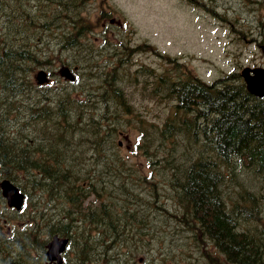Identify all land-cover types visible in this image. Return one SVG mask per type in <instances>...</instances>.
I'll return each instance as SVG.
<instances>
[{
	"label": "rangeland",
	"instance_id": "1",
	"mask_svg": "<svg viewBox=\"0 0 264 264\" xmlns=\"http://www.w3.org/2000/svg\"><path fill=\"white\" fill-rule=\"evenodd\" d=\"M38 3L0 0V15L7 19L5 14L11 7L15 10L22 4L33 10ZM42 11L35 17V24L25 25L27 32L19 35L28 37L27 47L37 52L38 57L37 62L27 61L22 73L31 81V97L23 95V90L17 98L10 94L0 101V116L9 110L10 120L20 116L19 121L24 125L22 118L29 111L27 105L36 107L39 99L38 106L48 105L55 111L54 105L61 98H91L85 104L90 114L95 115L96 128L86 108L74 117L79 121L73 120L74 125L68 126L67 131L65 122L34 120L27 127L34 144L58 139L62 146H73L75 161L70 171L74 176L79 175L82 185L83 177L96 179L98 194L85 199L83 211L98 210L105 202L119 217V229L125 220L129 222L124 233L126 244L121 239L113 252L100 251L90 257L89 263L82 264H232L210 240L180 219L181 208L170 199L174 192L168 182L166 158L181 155L184 136L171 149L172 144L160 145L159 130L168 120H178L177 99L165 90L168 81L192 76L211 83L227 74L240 73L244 66H264V0H84L79 13L88 24L83 28L87 33L76 47L69 42L70 17L56 19L55 9L47 5ZM19 13L23 14V7ZM19 19L14 18L18 24ZM83 22H78L77 27L81 28ZM64 64L72 69L77 67L74 82L59 73ZM40 69L48 71L50 81L39 88L35 76ZM113 86L123 91L127 110L116 106L120 101L113 97ZM175 121L172 128L177 127ZM56 125L64 130L59 136L54 131ZM111 127L117 131L113 138L102 133ZM99 130L100 140L88 133ZM119 158L122 163H116ZM104 160L110 166H104ZM242 170L236 174L240 183L254 187L262 183V177L252 178L247 166ZM10 174L13 175L1 168L0 181ZM26 174L16 173L23 190L29 194L28 212L36 214L34 223L42 227L39 234L49 239L42 211L53 214L58 208L72 206L49 200L39 189L29 186ZM149 182H157V188ZM153 188L166 199L161 196L155 200ZM1 198L4 219L11 212L4 208L6 203ZM258 215L259 220L254 222L261 227L264 225L262 202ZM13 223L0 221V233L9 232ZM131 226L134 235H130ZM79 231L92 232V240L99 242L95 238L99 235L95 226L88 225L87 230L85 227ZM71 248L65 262L79 264V255L75 254L78 248L73 245Z\"/></svg>",
	"mask_w": 264,
	"mask_h": 264
},
{
	"label": "trees",
	"instance_id": "2",
	"mask_svg": "<svg viewBox=\"0 0 264 264\" xmlns=\"http://www.w3.org/2000/svg\"><path fill=\"white\" fill-rule=\"evenodd\" d=\"M34 1L39 3L33 10H27L22 4L15 7L17 13L23 7L21 15L15 14L14 7L5 14L7 19L0 15V101L9 98L10 94L12 98H17L22 90L23 95L26 93L31 96V81L22 76V73L24 64L30 59L37 62L38 57L37 52L27 47L28 37L19 35L27 32L25 25L35 24L34 19L42 14L44 5L55 9L56 19L65 20L70 17L72 30L68 37L71 46H78V40L87 33L83 28H87L88 24L83 22L79 13L84 0ZM15 17L20 18V24L14 20ZM78 22H83L81 28L77 27ZM113 89V97L120 101L116 106L127 110L128 104L121 95V90L114 86ZM165 90L177 99L175 107L178 120H168L159 130L160 145L172 144L173 149L178 138L184 136L183 153L178 158H166V168L170 174L169 181H166L170 182V189L174 192L172 198H168L178 202V207L181 208L180 219L210 240L229 262L264 264V225L259 227L254 222L259 220V203L264 205L263 99L253 96L247 90L238 72L222 76L211 83L192 76L172 80L167 82ZM40 101L41 99L38 102ZM85 103L87 102L81 99L61 98L54 105L55 111L49 109L48 105H27L29 111L23 118L24 125L19 124V117L10 120L9 110L0 116V168L12 172L13 175L10 174L9 177L18 185L20 182L16 173L25 171L29 186L39 189L49 200L72 206H63L60 210L58 208L53 214L42 211V217L48 234L68 235L74 240L72 245L78 248L75 254L80 255L79 264L89 263L90 257L100 251L107 253L111 249L113 252L121 239L126 244L127 236L124 233L129 222L125 220V223H121L123 227L119 229V217L105 202L98 210L83 211L85 199L93 193L98 194L96 179L94 181L83 177L85 183L82 185L79 175L74 176L70 171L72 162L75 161L73 146H62L58 139L48 144H34L30 140L31 135L27 133V127L34 120L36 123L65 122L67 126L64 128L67 131L68 126L74 125L73 120L79 121L74 117L77 118L86 108L87 115L96 128L95 115L90 114V108ZM174 121L176 128H172ZM72 130L75 131L76 127L73 126ZM54 131L57 136L61 131L64 132L57 125L54 126ZM88 133L98 137L101 130ZM102 133L113 138L117 131L111 127ZM171 155L169 152V156ZM116 163H122L121 159L116 160ZM103 165L110 166V163L104 160ZM244 165L250 169L252 178L262 177V183L259 182L255 187L240 183L236 174L244 171ZM150 184L156 188L158 186L157 182ZM20 187L23 188L22 185ZM153 190L156 193L155 200L162 197L166 199L163 195L159 196L155 188ZM27 197L29 199V194ZM81 224L99 225V236H95L99 242L92 240L91 232L84 234L79 231V226L74 227ZM132 229L133 226L129 229L130 235H134ZM41 231L42 227L38 229L39 233ZM37 240V250L40 252L38 264H42L47 239L39 234ZM24 243L21 238L20 244ZM25 248L24 244L22 256L26 255ZM19 262L26 264L25 261H15L14 264Z\"/></svg>",
	"mask_w": 264,
	"mask_h": 264
},
{
	"label": "flooded vegetation",
	"instance_id": "3",
	"mask_svg": "<svg viewBox=\"0 0 264 264\" xmlns=\"http://www.w3.org/2000/svg\"><path fill=\"white\" fill-rule=\"evenodd\" d=\"M74 68L76 69V67ZM75 80L76 79L69 81L74 82ZM6 209L11 212V215L8 218L3 219L1 217L2 211L0 209V221H11L14 223L13 228L10 226L9 232L0 233V264H12L16 260L22 259L26 261V264H28L27 261L29 260L31 261V264H37V256L34 253L35 251L37 252L36 240L38 237L37 223H34L35 214L29 213L27 208L20 210L14 208ZM29 234L31 237H28ZM21 238L24 239V244L26 245V256H21L24 247V244H20ZM29 245H31V248ZM66 252L68 253L69 251L67 250ZM44 261L47 264H55L54 262H48L46 259ZM64 263L65 259H63L62 264Z\"/></svg>",
	"mask_w": 264,
	"mask_h": 264
},
{
	"label": "water",
	"instance_id": "4",
	"mask_svg": "<svg viewBox=\"0 0 264 264\" xmlns=\"http://www.w3.org/2000/svg\"><path fill=\"white\" fill-rule=\"evenodd\" d=\"M62 74L68 78H73L69 67L63 66L61 68ZM242 76L247 85V89L255 96L264 97V67H245L242 70ZM38 83H44L48 80L47 73L45 70H40L36 76ZM1 188L4 196L8 200V204L11 207L21 208L24 203L25 195L10 179H4L1 182ZM68 238H59L55 236L48 243L47 255L51 260H57V264H61L60 253L66 248Z\"/></svg>",
	"mask_w": 264,
	"mask_h": 264
},
{
	"label": "bare ground",
	"instance_id": "5",
	"mask_svg": "<svg viewBox=\"0 0 264 264\" xmlns=\"http://www.w3.org/2000/svg\"><path fill=\"white\" fill-rule=\"evenodd\" d=\"M77 92V91H76ZM255 102V101H254Z\"/></svg>",
	"mask_w": 264,
	"mask_h": 264
}]
</instances>
